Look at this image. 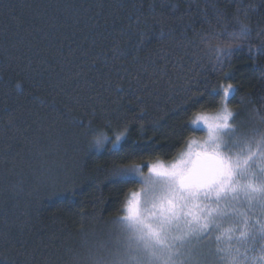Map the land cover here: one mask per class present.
<instances>
[{"label": "trees", "instance_id": "16d2710c", "mask_svg": "<svg viewBox=\"0 0 264 264\" xmlns=\"http://www.w3.org/2000/svg\"><path fill=\"white\" fill-rule=\"evenodd\" d=\"M238 7L250 9L251 36L217 63L207 39L233 30ZM261 29L264 0H0V264H73L85 239H107L142 187L111 168L170 163L183 139L201 140L189 118L220 97L193 105L197 88L232 84L229 108L255 124L264 54L249 45ZM125 125L119 153L111 142L93 146ZM249 215L264 220L258 209Z\"/></svg>", "mask_w": 264, "mask_h": 264}, {"label": "snow or ice", "instance_id": "6c2138e0", "mask_svg": "<svg viewBox=\"0 0 264 264\" xmlns=\"http://www.w3.org/2000/svg\"><path fill=\"white\" fill-rule=\"evenodd\" d=\"M249 13L245 9L241 16L238 7L233 30L226 25L208 37L207 50L217 63L249 41ZM218 16L223 19L225 14L218 11ZM224 35L227 42L221 39ZM257 35L261 43L250 44V51L255 47L264 54V29ZM163 38L161 32L157 39ZM193 83L187 80L185 90L192 92ZM237 91L232 84L211 92L205 86L189 96L193 105L200 104L206 93L220 100L205 101L189 118L187 127L192 133L203 132L204 138L183 139L184 148L172 162L157 158L111 168L110 177L135 180L142 187L126 198L124 214L111 221L115 229L108 238L85 239L73 264H264V220L252 221L249 215L253 209L264 214V114L253 108L256 123L246 127L238 119L240 112L228 106ZM260 100L264 102V97ZM209 108H215L214 113L209 114ZM128 131L125 125L114 141L99 133L93 146L99 149L111 142L119 153ZM245 205L247 209L241 210ZM257 243L260 254L249 256L257 251Z\"/></svg>", "mask_w": 264, "mask_h": 264}, {"label": "rangeland", "instance_id": "374dc122", "mask_svg": "<svg viewBox=\"0 0 264 264\" xmlns=\"http://www.w3.org/2000/svg\"><path fill=\"white\" fill-rule=\"evenodd\" d=\"M211 114H212V113H211ZM204 135H205V134H204ZM203 138H204V137H203ZM203 138H202V139H203ZM202 139H201V140H202ZM246 207H247L246 205H245V206H243V207L241 208V210H245V209H246Z\"/></svg>", "mask_w": 264, "mask_h": 264}]
</instances>
